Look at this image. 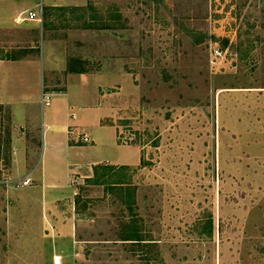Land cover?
I'll list each match as a JSON object with an SVG mask.
<instances>
[{
	"label": "rangeland",
	"instance_id": "374dc122",
	"mask_svg": "<svg viewBox=\"0 0 264 264\" xmlns=\"http://www.w3.org/2000/svg\"><path fill=\"white\" fill-rule=\"evenodd\" d=\"M3 5L0 264H264V0Z\"/></svg>",
	"mask_w": 264,
	"mask_h": 264
},
{
	"label": "built area",
	"instance_id": "2783aa9c",
	"mask_svg": "<svg viewBox=\"0 0 264 264\" xmlns=\"http://www.w3.org/2000/svg\"><path fill=\"white\" fill-rule=\"evenodd\" d=\"M38 14H39V13H38L37 10H29V11L27 12V14H26V17L29 18V19H33V18L37 17ZM21 19H22V13L19 14V15L17 16L16 20H17V21H20ZM214 51H215V53H219V52H220V49H217V48H216ZM47 104H49V100L47 101ZM88 139H89L88 136L85 135V136H84V140L87 141ZM22 183H23V185H28V184H30V183H31V177H27L26 179H24V180L22 181ZM62 262H63L62 255H60V254H55V255L53 256V263H54V264H62Z\"/></svg>",
	"mask_w": 264,
	"mask_h": 264
},
{
	"label": "trees",
	"instance_id": "16d2710c",
	"mask_svg": "<svg viewBox=\"0 0 264 264\" xmlns=\"http://www.w3.org/2000/svg\"><path fill=\"white\" fill-rule=\"evenodd\" d=\"M122 167L124 168L125 166ZM113 168H115V166L110 164H96L94 167V176L92 181L94 183H102L101 175H103L105 171H110ZM102 171H104L103 174L101 173Z\"/></svg>",
	"mask_w": 264,
	"mask_h": 264
},
{
	"label": "crops",
	"instance_id": "0c3cea01",
	"mask_svg": "<svg viewBox=\"0 0 264 264\" xmlns=\"http://www.w3.org/2000/svg\"><path fill=\"white\" fill-rule=\"evenodd\" d=\"M0 2H1V5H0V12L1 11H3L4 9V5H3V0H0ZM3 7V8H2ZM24 63V62H23ZM25 64H30L32 67H35V69H37V65L36 64H34V62H30V63H25ZM46 176L44 175V171H43V181H44V183H45V185L47 186V183H46Z\"/></svg>",
	"mask_w": 264,
	"mask_h": 264
}]
</instances>
